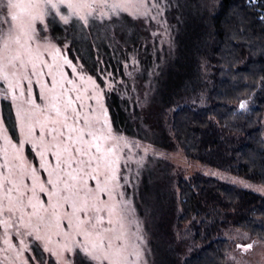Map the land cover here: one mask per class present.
I'll return each mask as SVG.
<instances>
[{
    "label": "snow or ice",
    "instance_id": "obj_1",
    "mask_svg": "<svg viewBox=\"0 0 264 264\" xmlns=\"http://www.w3.org/2000/svg\"><path fill=\"white\" fill-rule=\"evenodd\" d=\"M61 5L68 14L60 11ZM245 6L264 23V0H245ZM220 7L222 0L200 4L209 14ZM170 9L180 11L179 0H0V101L9 102L14 113L6 123L0 105V264H49V258L54 264H178L169 255L189 234L177 231L171 240L161 234L158 248L165 255L158 257L150 238L155 233L146 227L154 220L155 207L143 198L136 202L141 172L149 155L158 153L115 130L104 103L121 87L127 94L128 84L105 69H97L102 77L97 82L78 56L77 63L69 58L67 35L63 44L49 35L59 23L71 26L64 32H71L75 41L88 40L94 30L114 39L115 29L131 33L139 22L155 27L152 36L161 47L153 44L154 50L170 56L177 31L165 16ZM232 13L247 19L242 10ZM237 36L251 45L246 29L233 33ZM131 60L138 64L134 55ZM207 63L202 58L201 68ZM156 67L149 72L142 99L133 101L141 109L154 98ZM128 69L125 62L124 73L131 77ZM249 87L264 90V76ZM131 91H136L135 84ZM254 94L249 91L239 99L240 112L251 111ZM232 182L251 187L237 178ZM257 190L264 192V185ZM236 235L249 238L239 230ZM257 243L264 244V239L236 248L248 252ZM229 261L240 264L226 251L223 264Z\"/></svg>",
    "mask_w": 264,
    "mask_h": 264
},
{
    "label": "trees",
    "instance_id": "obj_2",
    "mask_svg": "<svg viewBox=\"0 0 264 264\" xmlns=\"http://www.w3.org/2000/svg\"><path fill=\"white\" fill-rule=\"evenodd\" d=\"M201 2L179 0L180 11H167L177 29L170 56L154 50L147 28L139 22L131 33L115 29L114 39L94 30L88 40L75 41L71 32H64V27L71 26L59 23L51 26L49 35L59 44L67 35L68 56L74 61L78 56L97 82L102 79L97 69H105L128 84L127 94L121 87L105 97L115 130L167 152L180 149L188 161L264 185V90L249 87L264 76V23L257 18V11L245 6V0H222V7L214 14L203 11ZM232 9L242 10L247 19L241 21ZM241 28L252 38L250 46L238 36L233 38ZM155 46L159 49L157 43ZM129 55L139 63L135 92L124 73ZM202 58L208 61L207 76L202 74ZM156 65L151 92L154 98L141 109L133 101L147 89L149 72ZM249 91L255 93L249 102L251 111L242 113L239 99ZM203 94L206 104L198 106ZM172 170L163 162L147 167L141 173L136 197L137 203L143 198L155 207L154 220L146 227L155 233H150V238L158 257L165 255L158 248L161 234L171 240L178 229L198 218L201 223L193 224L194 237L173 245L170 260L178 264H223L225 252L230 251L229 242L222 238L227 226L264 239L263 196L200 174L176 183ZM138 211L143 215L140 208ZM221 213L227 221L220 222ZM190 244L194 246L187 252Z\"/></svg>",
    "mask_w": 264,
    "mask_h": 264
},
{
    "label": "rangeland",
    "instance_id": "obj_3",
    "mask_svg": "<svg viewBox=\"0 0 264 264\" xmlns=\"http://www.w3.org/2000/svg\"><path fill=\"white\" fill-rule=\"evenodd\" d=\"M60 11L65 15L68 14L67 6L61 5ZM167 11H169V10H166L165 16L168 19V23L170 25H173V19L174 18L172 15H171L172 18H171V16H168ZM73 18H75V17H73ZM152 23H153V25L155 24V22H152ZM37 27L40 28L41 25L38 23ZM147 30L149 33V38H150L149 42H150L151 46H153V44L157 43L158 47L160 48L161 45H160L159 38L154 39L152 36V32L156 30L155 27L150 28V29L147 28ZM164 48H167V45H164ZM132 56L133 55H129V57H128L129 58V61H128L129 69H128V71H130L132 73V76L131 77L128 76V77L131 81L130 83L134 84L135 79H136L135 75L139 71V63L136 65H133L132 60H131ZM73 62L77 63V61H74V60H73ZM209 70L210 69H208L207 66H205L202 69L203 76H207L210 72ZM67 71L69 73H71L70 69H67ZM104 103H105V100H104ZM205 104H206L205 103V95L203 94L200 96L199 101H197V105L203 106ZM0 105H2L3 115L6 118V123H11V120L7 119V118L10 116L14 117V113L11 111L9 102L0 101ZM105 105H106V103H105ZM263 125H264V122H263ZM142 142L152 145V147L158 153L156 156L149 155V157L146 161L145 167L142 170V172L147 167L153 168L157 162H163V163L170 164L173 167L172 174L176 178V183L178 180L188 181L192 177H194L195 175L200 174V175H203L205 177L213 178V179H216L218 181L224 182L226 184L237 186L243 190H247V191H250L252 193H255V194H258V195H261L264 197V192L257 190V186H258L257 184H254V183L246 181L244 179L235 177L228 172L219 171V170L213 169L211 167H206V166L201 165L200 163L195 162V161H188L186 159V157L184 156V153L180 149H177L173 152H167V151L162 150L159 147L155 146V144L153 145V144L145 142V141H142ZM222 176L227 177V179H222L221 178ZM233 178L244 180V181L248 182L251 185V187H245L241 184H234L232 182ZM213 213H214V211L212 212V214ZM219 218H220V222L221 221H227L226 215L223 213H221ZM199 223H201V218H198V219L194 220L193 222L191 221L189 223H186L185 225H183V227L181 229H178L177 231H179L181 234H184L185 232H187L189 234V238L187 240L189 241L190 239H192L194 237V234L196 233L195 232L196 228L194 227L193 224L198 225ZM230 229L232 230L231 232L229 231ZM236 230H238V229L232 228V226H227V229H225L223 231V234H222V238L229 242V245H230V251L229 252L233 256H235L237 258V260L240 261V264H262V262H264V244L257 243L254 245L253 249L249 250L248 252H244L242 249L236 248V244L251 243L252 240H256L257 238L251 237V235H249V238H243L242 236H237ZM239 232L240 233H246V232L240 231V230H239ZM229 237H231V238H229ZM13 239H15V238H13ZM186 249H187V252H189V247L186 246ZM25 255L31 257L32 253H25ZM45 256H47V254H45ZM49 264H54V260H52V258H49ZM229 264H232V262L229 261Z\"/></svg>",
    "mask_w": 264,
    "mask_h": 264
}]
</instances>
